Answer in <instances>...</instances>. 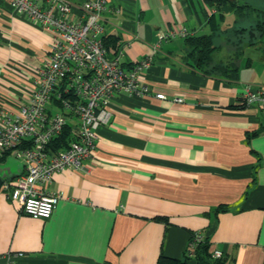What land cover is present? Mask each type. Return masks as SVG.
I'll use <instances>...</instances> for the list:
<instances>
[{"label": "crops", "instance_id": "obj_1", "mask_svg": "<svg viewBox=\"0 0 264 264\" xmlns=\"http://www.w3.org/2000/svg\"><path fill=\"white\" fill-rule=\"evenodd\" d=\"M70 1L76 19L84 0ZM224 1L107 0L102 23L123 67L151 55L140 71L149 93L114 94L83 167L53 174L61 198L48 218L23 213L0 185V264H156L160 254L197 264L187 252L195 231L221 264H264V106L244 100L264 87V0ZM172 28L185 34L159 39ZM212 32L207 72L186 36ZM51 41L0 0V102L10 112L29 102ZM229 64L234 79L213 68Z\"/></svg>", "mask_w": 264, "mask_h": 264}, {"label": "built area", "instance_id": "obj_2", "mask_svg": "<svg viewBox=\"0 0 264 264\" xmlns=\"http://www.w3.org/2000/svg\"><path fill=\"white\" fill-rule=\"evenodd\" d=\"M45 1L47 5L42 7L36 0H12L19 14L51 31L52 41L47 57L35 70L29 102L14 112L0 102V161L12 154L23 166L20 174L4 179L1 188L23 213L42 219L51 215L61 198L50 188L53 174L68 167H83L95 147L97 127L110 121L114 94L149 93L140 71L151 58L146 55L126 69L121 61L122 47L107 50L102 23L107 0L82 1L76 19L69 16L73 7L70 0ZM175 34L184 35V29L162 31L159 39ZM155 96L163 98L164 94ZM244 100L264 106V87L246 88ZM67 125L71 139L54 148ZM202 239V232H193L187 246L189 255ZM220 256L219 251L211 253L212 258ZM5 264L16 263L9 257Z\"/></svg>", "mask_w": 264, "mask_h": 264}, {"label": "trees", "instance_id": "obj_3", "mask_svg": "<svg viewBox=\"0 0 264 264\" xmlns=\"http://www.w3.org/2000/svg\"><path fill=\"white\" fill-rule=\"evenodd\" d=\"M223 2H225L223 0ZM222 2V3H223ZM246 6V5H244ZM235 3H231L227 8H240ZM259 31L264 30V22H262L259 27ZM186 42L190 49L188 55L193 59L195 65L209 72L210 70L205 68V66L211 60V54L216 48L214 45V32L210 34H201L194 36H186ZM104 45L109 52L114 51L119 45V38L115 35L106 34L104 36ZM222 71L223 75H227L229 78L234 79L237 77V66L236 64L229 65H217L213 67ZM67 127L63 130L62 134L58 137L56 143H53V147H62L66 145L68 140L71 139L70 128ZM2 159V158H1ZM195 260L197 264H221V257L212 258L211 253L209 252V242L206 237L197 244V247L194 251ZM156 264H187V259L185 256L181 258L168 257L160 254L156 260Z\"/></svg>", "mask_w": 264, "mask_h": 264}, {"label": "rangeland", "instance_id": "obj_4", "mask_svg": "<svg viewBox=\"0 0 264 264\" xmlns=\"http://www.w3.org/2000/svg\"><path fill=\"white\" fill-rule=\"evenodd\" d=\"M20 162L18 158L13 156L12 154H8L3 161H0V167H4L5 171H7V165L15 168L16 163Z\"/></svg>", "mask_w": 264, "mask_h": 264}, {"label": "water", "instance_id": "obj_5", "mask_svg": "<svg viewBox=\"0 0 264 264\" xmlns=\"http://www.w3.org/2000/svg\"><path fill=\"white\" fill-rule=\"evenodd\" d=\"M6 167H7V169L9 167L12 168L11 166H8V165ZM4 169H5L4 167H0V185H1L2 181L4 180V178H6L9 175L8 170L5 171ZM12 169L18 170V171L16 170L17 171L16 175L20 174L22 172V169H23L22 163L21 162L16 163L15 168H12Z\"/></svg>", "mask_w": 264, "mask_h": 264}]
</instances>
